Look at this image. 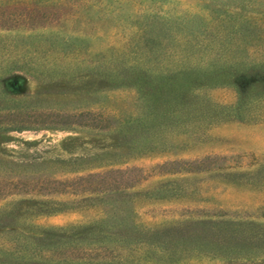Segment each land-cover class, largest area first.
<instances>
[{"label":"rangeland","instance_id":"obj_1","mask_svg":"<svg viewBox=\"0 0 264 264\" xmlns=\"http://www.w3.org/2000/svg\"><path fill=\"white\" fill-rule=\"evenodd\" d=\"M14 110L0 177L96 189L0 196V264L264 259V0H0Z\"/></svg>","mask_w":264,"mask_h":264},{"label":"trees","instance_id":"obj_2","mask_svg":"<svg viewBox=\"0 0 264 264\" xmlns=\"http://www.w3.org/2000/svg\"><path fill=\"white\" fill-rule=\"evenodd\" d=\"M90 113V112H88ZM22 114H24L21 110H14L7 113L0 112V130H18L19 128L23 127V122L21 118H19ZM92 114V113H90ZM87 113L84 112H76L69 114L70 117L72 116H85ZM110 116H103L101 114L100 119L97 120L96 118L93 119V122H78L72 120L71 125H78L81 127H92V128H106L108 120H110ZM97 120V121H96ZM89 176H80L78 178H65V179H56V178H45V179H38L37 181L30 182L28 180H24L21 177L19 178H4L0 177V196L8 195L13 191L26 189L25 191H31L38 194H43L44 191L49 192H56V193H70V192H77L79 187H83V190H90L93 191L96 188L95 186H87L85 184V180H87ZM26 181V182H24ZM256 264H264V259Z\"/></svg>","mask_w":264,"mask_h":264}]
</instances>
